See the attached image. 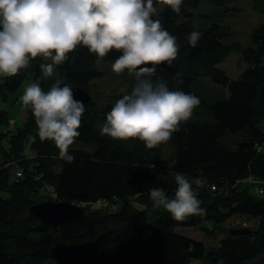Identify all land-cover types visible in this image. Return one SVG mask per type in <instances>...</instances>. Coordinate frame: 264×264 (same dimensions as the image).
Masks as SVG:
<instances>
[{
	"label": "trees",
	"instance_id": "1",
	"mask_svg": "<svg viewBox=\"0 0 264 264\" xmlns=\"http://www.w3.org/2000/svg\"><path fill=\"white\" fill-rule=\"evenodd\" d=\"M206 1L212 5L195 14L193 9L205 0H183L177 15L154 0L158 13L154 19L159 18L176 38L179 52L171 67L157 66L153 78L162 79L170 90L200 100L180 131L154 149H146L139 140L115 141L100 135L114 103L99 107L92 96L93 82L103 75L100 64L114 62L118 52H110L97 64V57L79 46L55 69L66 83L91 94L80 135L69 149L75 158L71 163L59 158L52 142L39 138L30 108L25 109L24 124L17 122L11 131L2 128L11 117L8 106L21 108L20 89L26 82H39L45 92L55 82L56 75L44 78L40 70L39 65L47 62L37 58L18 75L0 77V192L8 194L0 195V264H57L49 256L57 238L71 244L98 237H103L98 254L109 264H264V145L259 148L264 142L260 127L264 122V24L251 32L250 47H241L237 41L225 43L223 39L233 32L227 25L211 22V13L221 17L241 9H229L228 4L235 0ZM252 1L255 10L264 14V0ZM195 23L205 25L194 28ZM193 30L202 34L194 48L186 39ZM233 53H239L247 64L236 79L218 66ZM133 84L134 79L128 92ZM218 86L220 90L215 92ZM11 95L15 100L10 101ZM3 139L8 148L1 144ZM165 145L172 148L163 149ZM163 152L171 160L162 162ZM19 160L24 170L17 178ZM175 173L205 180L203 186L193 185L205 209L203 215L178 221L153 205L149 189L161 188L172 197ZM248 178L260 183H250ZM212 184L217 191L210 189ZM50 188L57 192L56 197ZM42 191L49 200L84 206L86 219L61 225L58 230L41 224L29 209L47 201ZM234 217L250 232L232 233ZM187 227L209 235L216 232L212 236L218 237V244L208 248L204 241L181 234L179 229Z\"/></svg>",
	"mask_w": 264,
	"mask_h": 264
},
{
	"label": "clouds",
	"instance_id": "2",
	"mask_svg": "<svg viewBox=\"0 0 264 264\" xmlns=\"http://www.w3.org/2000/svg\"><path fill=\"white\" fill-rule=\"evenodd\" d=\"M157 2L179 15L183 0ZM157 16L154 0H0V77L18 75L37 58L47 62L39 65L43 77L57 76L49 90L31 82L19 99L23 107L30 108L39 138L52 142L60 159L69 163L75 159L69 149L80 135L85 105L74 98L72 86L55 69L79 46L96 56L97 64L110 52L120 53L112 71H127L134 79L130 92L107 112L101 136L139 140L151 150L168 142L191 119L199 98L170 90L162 79L153 78L157 66L171 67L179 52L176 38L159 18L154 19ZM201 36L193 30L186 39L194 48ZM174 183L172 197L161 188L149 189L153 205L178 221L203 215L205 209L193 185L203 186L205 180L175 173Z\"/></svg>",
	"mask_w": 264,
	"mask_h": 264
},
{
	"label": "rangeland",
	"instance_id": "3",
	"mask_svg": "<svg viewBox=\"0 0 264 264\" xmlns=\"http://www.w3.org/2000/svg\"><path fill=\"white\" fill-rule=\"evenodd\" d=\"M208 4L210 3H208L205 0V2L201 3L197 9H193V13L195 14L202 13L201 10H203L205 5H208ZM228 6L230 7L229 8L230 10L232 8H240L241 10L235 11V12H229V13L224 12L223 16L221 17L217 16L216 14L212 12L211 14H213L214 18H212L213 20H210V21L218 22L221 25H227L231 28L233 34L232 36L230 35L229 37L223 39L225 43L237 41L240 43L241 47L246 48V47L252 46L251 32L255 28H257L259 25L264 24V14L255 10L252 0H235L233 2H230ZM202 24L203 26L205 25L204 23H200V24L195 23L194 26L200 28L201 27L200 25ZM112 63L113 62L111 61H105L104 63L100 64L99 68L102 70L103 75L102 77H100L97 80H94L93 82L92 96L99 107H104L109 102L115 103L118 100V95L120 93L128 92V89L131 85V80H133L132 77L128 76L127 72H124L121 74L114 73L111 69ZM263 64H264V57H263ZM218 66L221 69H223L227 73V75H229L231 78L236 79L239 77L241 72L247 67V64L241 60L239 53H233L227 56L221 63L218 64ZM28 83L29 82H26V84ZM26 84L22 86V88L20 89V91L22 92L21 95L23 94ZM196 84L197 83L194 82V86ZM204 86L206 89L208 88L207 83H204ZM219 87L220 86H218V88H214L215 92L220 90ZM95 89L97 90V92L95 91ZM15 98H16L15 95H11L10 101L15 100ZM8 109L10 111V115L15 120H17L19 125H22L25 123L26 112L23 113L22 111H20L19 108H17L16 106H12V105H9ZM260 127L264 129V122L260 124ZM3 145L6 147L8 146V142L6 139L3 141ZM261 145H264V142ZM165 147L172 148L169 145H165L163 149H165ZM160 158L162 162L171 160L170 155H168L167 158H164V152ZM251 191H253V189H251ZM41 194H43L46 200H49L46 197L48 195L46 191H42ZM0 195L3 197L8 196V194L5 192H0ZM138 208L143 209L144 207L139 206ZM150 216L152 215L150 214ZM235 224H236L235 226H237L236 229L243 226V222L241 220H239ZM206 226H210V224L207 223ZM234 230H235V227H234ZM179 231L181 232V234L185 236L192 237L199 241H204L208 248H212L218 244V237L216 239V237L212 236L216 232L213 233L212 230H211L212 231L211 235L205 233L200 228H193V227L192 228H182V229H179ZM192 264H202V262L193 261ZM251 264H255V262L253 261Z\"/></svg>",
	"mask_w": 264,
	"mask_h": 264
},
{
	"label": "water",
	"instance_id": "4",
	"mask_svg": "<svg viewBox=\"0 0 264 264\" xmlns=\"http://www.w3.org/2000/svg\"><path fill=\"white\" fill-rule=\"evenodd\" d=\"M74 98L83 101L84 105L91 101V94L86 89L72 87ZM30 215L45 226L55 230L61 225L72 221H83L86 219L87 210L82 205L64 201L47 200L32 205L29 209ZM234 234H246L249 230L235 229ZM103 237L83 243L66 244L59 238L55 240L49 256L57 264H109V260L99 256L100 244Z\"/></svg>",
	"mask_w": 264,
	"mask_h": 264
},
{
	"label": "built area",
	"instance_id": "5",
	"mask_svg": "<svg viewBox=\"0 0 264 264\" xmlns=\"http://www.w3.org/2000/svg\"><path fill=\"white\" fill-rule=\"evenodd\" d=\"M21 108H22V109H27V108L23 107L22 105H21ZM259 148L262 149V148H263V145L259 146ZM23 170H24V169H23L21 166H17V172H16V176H17V178H20V177L23 176ZM247 181L250 182V183H254V184H256V183H260V180H259V179H256V181H254L253 178H248ZM262 183H263V182H262ZM210 189H211L212 191H217V188H216V185H215V184H212V185L210 186ZM259 191L262 192V189L260 188ZM50 192L52 193V195H53L54 197L57 196V192H55V190H54L53 188H50ZM243 226H246V224L243 223Z\"/></svg>",
	"mask_w": 264,
	"mask_h": 264
},
{
	"label": "bare ground",
	"instance_id": "6",
	"mask_svg": "<svg viewBox=\"0 0 264 264\" xmlns=\"http://www.w3.org/2000/svg\"><path fill=\"white\" fill-rule=\"evenodd\" d=\"M20 111H22L23 113L26 111L25 109H22V108H19ZM11 116V115H10ZM9 124L3 126L2 128L6 129L7 131H11V130H14L16 125H17V120H15L12 116L9 118ZM4 131V130H2ZM0 134H1V130H0ZM3 141L4 139L2 140L1 144L3 145ZM8 142V141H7ZM9 144V143H8ZM4 146V145H3ZM9 146H5V148H8ZM28 157V156H27ZM29 158V157H28ZM21 159H25L24 157H22ZM19 163H20V166L23 168V166L21 165V161L19 160ZM251 176V175H250Z\"/></svg>",
	"mask_w": 264,
	"mask_h": 264
},
{
	"label": "crops",
	"instance_id": "7",
	"mask_svg": "<svg viewBox=\"0 0 264 264\" xmlns=\"http://www.w3.org/2000/svg\"><path fill=\"white\" fill-rule=\"evenodd\" d=\"M232 220L235 222H238L239 221V219H238V217H234V218H232ZM235 227V229L237 228V226H235V225H233V228ZM187 228H191V227H187ZM240 228V227H239Z\"/></svg>",
	"mask_w": 264,
	"mask_h": 264
}]
</instances>
